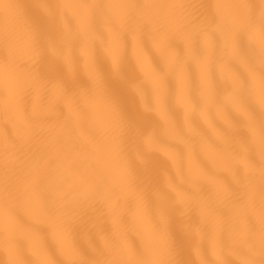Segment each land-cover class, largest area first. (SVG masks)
<instances>
[{
  "label": "snow or ice",
  "instance_id": "6c2138e0",
  "mask_svg": "<svg viewBox=\"0 0 264 264\" xmlns=\"http://www.w3.org/2000/svg\"><path fill=\"white\" fill-rule=\"evenodd\" d=\"M0 119V264H264V0H0Z\"/></svg>",
  "mask_w": 264,
  "mask_h": 264
},
{
  "label": "bare ground",
  "instance_id": "6f19581e",
  "mask_svg": "<svg viewBox=\"0 0 264 264\" xmlns=\"http://www.w3.org/2000/svg\"><path fill=\"white\" fill-rule=\"evenodd\" d=\"M18 2L26 4L29 3L30 0H18ZM11 131H12L11 126L5 125L3 120L0 119V136H3L6 132L11 133ZM157 158L167 168L168 173L174 177L175 171L172 167L171 161H169L167 157L161 153H157Z\"/></svg>",
  "mask_w": 264,
  "mask_h": 264
}]
</instances>
